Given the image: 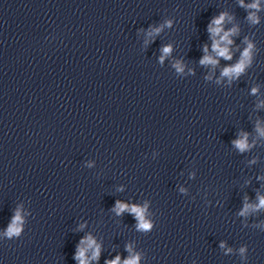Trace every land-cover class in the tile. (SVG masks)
I'll return each mask as SVG.
<instances>
[{
	"label": "clouds",
	"instance_id": "1",
	"mask_svg": "<svg viewBox=\"0 0 264 264\" xmlns=\"http://www.w3.org/2000/svg\"><path fill=\"white\" fill-rule=\"evenodd\" d=\"M253 6H255V5H253ZM223 19H224V17H223V15H221L218 19L215 20V24L220 25ZM215 31L216 32H219L220 31V28L217 27L215 29ZM227 36H228V34L226 33L224 39H227ZM229 43H231V42L229 41ZM214 47H218V46L214 45ZM249 47H251V45ZM164 51H165V53H167L169 51V49L166 48V49H164ZM218 54L220 56H224L226 59H230V56H229L228 51H227L226 48H219L218 49ZM244 56L245 57L248 56L247 51L244 53ZM203 62H205V61H202V63ZM213 63H215V61H213ZM243 67H244V64L243 63L238 64L235 68L227 70L225 74H227L229 71L230 72H235V73H240L242 71ZM253 91H255V89ZM237 146L241 150H244L247 147V145L245 143V140L238 141L237 142ZM262 204H264V201H262ZM118 206H119L120 211H124L127 208L126 205H119L118 204ZM132 211L137 214L138 218H141L140 217L141 209L136 208V207H133L132 208ZM140 226L143 227V228H148V224H146V223H142ZM91 243H93V242L89 238V244H91ZM79 255L80 256H83V252L81 251ZM128 264H135V261H129Z\"/></svg>",
	"mask_w": 264,
	"mask_h": 264
}]
</instances>
